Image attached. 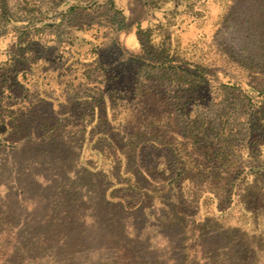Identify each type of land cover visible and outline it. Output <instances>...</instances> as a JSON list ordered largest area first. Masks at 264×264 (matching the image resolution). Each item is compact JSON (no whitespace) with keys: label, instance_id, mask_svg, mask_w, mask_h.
<instances>
[{"label":"rangeland","instance_id":"374dc122","mask_svg":"<svg viewBox=\"0 0 264 264\" xmlns=\"http://www.w3.org/2000/svg\"><path fill=\"white\" fill-rule=\"evenodd\" d=\"M203 23L214 53L202 77L189 65L195 56L156 67L137 40L147 29L157 43L168 34L184 46ZM8 35L16 42L0 66V264H264V232L240 227L222 180L209 206L190 204L195 167L177 179L160 139L178 124L224 145L236 184L247 150L263 158L264 144L252 141L264 134L252 125L264 98L252 100V121L244 92L225 83L260 81L264 0H0ZM126 108L128 124L152 122L158 139L117 125ZM210 206L233 216H208Z\"/></svg>","mask_w":264,"mask_h":264},{"label":"trees","instance_id":"16d2710c","mask_svg":"<svg viewBox=\"0 0 264 264\" xmlns=\"http://www.w3.org/2000/svg\"><path fill=\"white\" fill-rule=\"evenodd\" d=\"M217 3H221L225 6L228 5L230 0H215ZM116 14L119 13L118 11L115 12ZM207 26V27H206ZM121 28V24L118 23L117 29ZM198 33L195 38L192 39V41L184 46H181L179 42H173L170 41L169 35L166 34L164 37L165 43L161 41V43H157L155 41L154 35L152 34V31L143 30L139 31L138 34L141 35V37H138V42L141 47V51L143 52V55H151L150 60L151 63H155L154 65H158L160 67H165L167 65H170V67H174L177 65V63L185 64L187 59L186 57L193 58L196 57V60L189 62L190 66L193 68L194 73L196 72L197 77H202L206 72L208 73L209 70H207L210 66L203 61V58L206 57V54L214 53L213 47L211 44L206 42V39L208 38L209 32L211 31L210 27L208 25H205L203 23L198 27ZM145 36V38H143ZM189 45V46H188ZM156 55V57H154ZM245 68V67H244ZM246 70H250L247 69ZM192 71V72H193ZM264 72L259 73L260 75V81L257 80L258 73H256L257 77L254 78H239L238 84L236 82H228L225 83L227 87L240 89L242 92H244V97L246 98L247 102L251 103L252 109V121H255L256 118L253 116L256 112L254 110V102L252 100L257 101L255 97L261 96L264 98ZM255 74V72H254ZM61 75V74H60ZM76 78V76L74 75ZM245 79V80H244ZM242 85V87H241ZM37 95H40V92H36L35 98ZM40 100H43L41 98ZM261 101V100H258ZM32 106V103L28 104V107L26 111L22 112L25 115H28L30 113V107ZM259 113L257 114V122L258 124L253 123L252 130H261L264 134V104H261L258 106ZM133 110L130 108L124 109L121 113L123 114L119 117H121V121L117 124L120 125L125 121L126 124H123L122 127L126 126L129 127V131H134L135 133H141V135L148 136L150 138L158 139V131L155 130L157 135L153 132L154 128L151 127L153 124L152 122H147L145 120L137 121L134 117V121H137L135 124H128L129 123V116ZM127 114H126V113ZM118 116V113L117 115ZM254 117V118H253ZM146 122V123H145ZM176 130H179L178 133L172 131L169 134V139L162 137L161 134V142L164 141V143H167L169 147L172 148L173 154L176 157L177 164L179 165L177 167L176 171V178L183 180H190L192 177H188V172L190 173L189 164H192L193 167H195L194 170H191L192 173L195 176H198V188H196V193L193 198V202L189 201V203L193 204L195 207H198V205L204 204L206 207L209 206L211 202L212 196H210L212 182L214 183V180L217 182V179L220 181L222 180L221 189L222 191H225L224 195L228 197L233 202V206L235 205L238 207V211L240 209V214H238V219L241 222L243 228H246V230H249L253 233V235H259L264 232V156L261 158V160H257L256 155H254L255 151H249L247 149H250L253 143H261L264 144V135L261 137V139H254L252 141V145L245 146L244 149L247 150V153L244 156V163L241 165V170L239 173L243 172L242 180H240L239 184H236L234 182V178H230V176L237 170V168H231L230 170H226V164H229L230 160V153L229 149L225 148L224 145H218V146H211L210 142H207L208 139L203 136H198V134H185L184 132L180 131V128L178 124L173 125ZM109 126V130H110ZM122 130V128H120ZM161 133H164V129L161 128ZM159 136V135H158ZM167 141V142H166ZM190 146L192 150H194L195 154H189L188 147ZM261 151H259V154ZM101 154V153H100ZM242 157V156H240ZM233 158H235L233 156ZM236 158L235 160H237ZM258 161V162H256ZM245 169H248L247 171ZM253 170V171H250ZM109 171V170H108ZM252 177L251 180L249 178ZM175 178V179H176ZM195 183H193V186H197ZM117 185H120L119 183H113L104 194L105 199H107L108 202H112V194L114 189L117 187ZM215 185V183H214ZM236 188L235 190H238L237 192H233L232 188ZM208 188V189H207ZM233 196H236L235 199L232 198ZM225 209L220 208L219 211H224ZM208 216L219 218L220 220H228L232 218L233 216L232 212H228L225 215L216 216L212 212V207L210 206L208 210Z\"/></svg>","mask_w":264,"mask_h":264},{"label":"clouds","instance_id":"9594fccd","mask_svg":"<svg viewBox=\"0 0 264 264\" xmlns=\"http://www.w3.org/2000/svg\"><path fill=\"white\" fill-rule=\"evenodd\" d=\"M15 42V38L11 35L0 36V66L7 65L8 61L11 59L10 51Z\"/></svg>","mask_w":264,"mask_h":264}]
</instances>
